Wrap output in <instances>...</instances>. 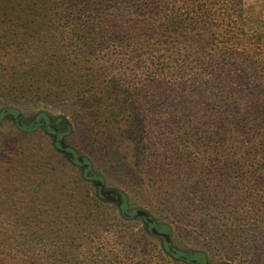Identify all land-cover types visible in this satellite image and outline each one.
Returning a JSON list of instances; mask_svg holds the SVG:
<instances>
[{
    "label": "rangeland",
    "instance_id": "1",
    "mask_svg": "<svg viewBox=\"0 0 264 264\" xmlns=\"http://www.w3.org/2000/svg\"><path fill=\"white\" fill-rule=\"evenodd\" d=\"M63 1L73 18L0 0V264H264V97L257 114L251 80L222 101L206 71L204 94L150 79L168 52L143 6ZM211 10L264 41V0Z\"/></svg>",
    "mask_w": 264,
    "mask_h": 264
},
{
    "label": "trees",
    "instance_id": "2",
    "mask_svg": "<svg viewBox=\"0 0 264 264\" xmlns=\"http://www.w3.org/2000/svg\"><path fill=\"white\" fill-rule=\"evenodd\" d=\"M166 1L168 3L165 10L158 7L154 0H120L121 6L117 9L120 10L127 5L131 6L134 12H139L143 6L150 20L149 25H152L151 30L163 36L162 48L168 53L163 54L161 60L149 53L147 77L164 78L167 72L176 73L189 86H194L196 94H204L206 90L212 89L208 86L199 93V79L206 71L209 76L204 83L206 86L217 76L231 82L230 86L224 87L221 92L208 93L215 100L222 101H230L236 96V83L251 80L254 91L249 93V101L253 100L252 103L256 106L255 112L259 114V105L263 103L262 97H264V41L260 33L256 30L249 32L241 26H236V21L224 14L221 21H217L211 10L216 0ZM63 3V0H54L50 16L71 18V12L60 14L65 11L62 10ZM78 4L81 3L77 2ZM98 4L99 7L104 5L102 0ZM85 8L92 9L91 4H86ZM100 9L95 13L98 16ZM76 12L81 15L83 11ZM119 17V12L114 13L116 20ZM76 34H81L80 37L85 36V39L95 40L97 32L95 27L85 26ZM137 49L148 50L143 43L139 48L133 45L130 52H135ZM222 56H225V61ZM225 111L226 109L220 110L215 114L218 116ZM257 127L260 128L259 131H264V123L260 122ZM183 128L184 125H177L175 130L183 131ZM262 138L263 141L259 142L257 147L261 160H264V132Z\"/></svg>",
    "mask_w": 264,
    "mask_h": 264
},
{
    "label": "water",
    "instance_id": "3",
    "mask_svg": "<svg viewBox=\"0 0 264 264\" xmlns=\"http://www.w3.org/2000/svg\"><path fill=\"white\" fill-rule=\"evenodd\" d=\"M138 214L146 215V212L145 211H142V210L135 211L134 215H138Z\"/></svg>",
    "mask_w": 264,
    "mask_h": 264
}]
</instances>
